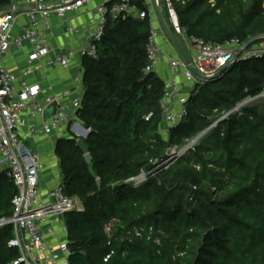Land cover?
<instances>
[{
	"label": "trees",
	"instance_id": "trees-1",
	"mask_svg": "<svg viewBox=\"0 0 264 264\" xmlns=\"http://www.w3.org/2000/svg\"><path fill=\"white\" fill-rule=\"evenodd\" d=\"M12 1L0 0V8ZM172 2L188 37L224 44L264 36V0ZM131 3L147 10L144 0ZM149 35L148 17L109 19L97 56L82 59L78 116L91 163L75 135L54 146L63 191L81 207L64 218L71 264H264V98L242 104L160 166L169 144L196 135L264 88V54L235 60L197 84L166 142L158 131L164 83L143 70ZM252 45L264 46V37ZM140 171L152 174L139 184L125 182ZM15 192L0 172V216L11 213ZM112 219L108 239L104 226ZM11 236L10 226L0 227V264L18 255L7 245Z\"/></svg>",
	"mask_w": 264,
	"mask_h": 264
},
{
	"label": "built area",
	"instance_id": "built-area-1",
	"mask_svg": "<svg viewBox=\"0 0 264 264\" xmlns=\"http://www.w3.org/2000/svg\"><path fill=\"white\" fill-rule=\"evenodd\" d=\"M147 10H140L131 0H13L15 8L0 12V172L12 181L16 192L11 199V213L0 216V227L10 226L12 236L7 245L16 249L17 257L7 264H71L70 247L67 239L65 214L81 210L76 198L63 191L62 175L58 166H48L36 149L42 142H55L59 137L77 134L83 130L78 110L83 93L84 57L97 56V44L101 40L109 19L127 15L137 18H149L150 35L146 47L147 61L144 72H155L159 62L160 45L157 41L165 32L157 24V0H144ZM162 11L171 32L181 37L191 54L186 62L181 57L167 55L170 76L163 80V95L160 99L162 110L159 133H169L187 115L186 102L196 85L204 80L198 77L189 67L203 77H213L235 60L261 57L264 46L251 45L244 47L234 39L224 44H213L202 39L186 36L180 27L172 0H161ZM153 2V3H152ZM80 8L93 11L87 22L85 39L73 47H55L52 43L57 37L55 22L62 25V34L66 37L78 36L80 29L69 23L68 13ZM164 14V13H163ZM21 16L25 23L17 27ZM171 42L170 39H167ZM17 52L23 55V64L18 72L11 70L5 63V57ZM237 53V57L234 55ZM80 59L79 68L70 75V85L57 92L47 91L39 80H31L37 72L43 74L54 71L67 75ZM264 98V88L253 97L247 96L233 109L224 112L205 129L198 132L192 143L182 149L166 153V159L160 163L168 167L181 154L192 149L200 135L216 127L219 120L239 110L240 106L250 100ZM56 102L55 111L43 119L44 109ZM152 112L145 115L149 119ZM49 171L46 175L45 172ZM152 171H140L128 177L125 182L139 184ZM115 219L104 226L108 239L111 237ZM110 254L103 258L106 261Z\"/></svg>",
	"mask_w": 264,
	"mask_h": 264
},
{
	"label": "crops",
	"instance_id": "crops-1",
	"mask_svg": "<svg viewBox=\"0 0 264 264\" xmlns=\"http://www.w3.org/2000/svg\"><path fill=\"white\" fill-rule=\"evenodd\" d=\"M153 3V2H152ZM153 9L156 11V18H157V24L161 25L162 28H164L165 32L163 34H160L157 41L160 45V53H159V62L156 67L155 73L161 77L162 79H165L170 76V71L168 68V65L166 63V57L167 55H171L174 57H181V54L179 53L178 49L174 45L172 39L170 38L169 34L167 33L165 26L163 24V21L161 19L159 10L157 6L152 4ZM93 14L92 10H89L88 8H80L76 11L68 13V18H69V23L78 27L80 29V34L78 36L72 35L71 37H66L65 35L62 34V25L55 22V32L57 37L53 39L52 43L55 47H73L76 48L80 42H82L85 37H86V31H87V22L91 19ZM25 17L21 16L17 22V27L25 23ZM177 41L179 44L182 46L184 52L186 55H190L191 51L188 48V46L182 41L181 37L176 36ZM167 39H170L171 42H169ZM80 59L77 58L75 60V63H73L70 72H68L67 75H63L60 73H56L54 71H48L44 76L42 73L37 72L33 77H31V80H39L40 83L42 84V87L51 92H57L62 87L70 85L71 78L70 75L76 71L79 66H80ZM5 63L6 65L13 70L14 72H18L19 66L23 64V55L21 53L13 52L9 54L8 56L5 57ZM79 133L82 135V130H79ZM64 137H70L65 135ZM50 145L53 144L54 142H42L39 146L42 144ZM54 154V153H53ZM52 158H57L55 155L53 157H50L47 160H44L47 162L48 166H54L56 169V165L58 166V162L56 161L55 163L52 164L51 159ZM59 169V166L58 168ZM49 171L45 172L43 175H47ZM60 173V170H59Z\"/></svg>",
	"mask_w": 264,
	"mask_h": 264
},
{
	"label": "water",
	"instance_id": "water-1",
	"mask_svg": "<svg viewBox=\"0 0 264 264\" xmlns=\"http://www.w3.org/2000/svg\"><path fill=\"white\" fill-rule=\"evenodd\" d=\"M15 8V5L14 4H9L7 6H4L2 8H0V12L1 11H4V10H9V9H13ZM157 8L159 10V13H160V16H161V19L163 21V24L165 26V29L167 31V33L169 34L170 38L172 39L174 45L176 46V48L178 49L179 53L181 54L182 58L186 61V62H189V59L186 55V53L184 52L182 46L179 44V42L177 41L175 35L171 32L168 24H167V21H166V18L163 14V11H162V1L161 0H157ZM264 36H256V37H253L251 38L249 41H247L246 43L243 44V48L244 47H249L252 45V43H254L256 40H259L260 38H262ZM237 57V53L234 55V58ZM189 67L191 68V70L198 76L200 77L201 79H203L204 81H207L209 79H211V77H203L201 76L195 69L194 67L189 64ZM224 68H222L218 74L223 70ZM218 74H216L215 76H217ZM213 76V77H215ZM55 108H56V102H52L51 104H49L45 109H44V112H43V119H47L49 116H51L53 114V112L55 111ZM88 131H87V128L86 127H83V130H82V135L76 140V146L82 151L83 153V158L85 160L86 163L90 164L91 163V159H92V156L89 152V147H88V144L85 142V137L87 135ZM206 131L202 132V134L200 135V137L205 134ZM100 183H101V180L100 179H97L96 180V184L98 185V187L100 186Z\"/></svg>",
	"mask_w": 264,
	"mask_h": 264
},
{
	"label": "rangeland",
	"instance_id": "rangeland-1",
	"mask_svg": "<svg viewBox=\"0 0 264 264\" xmlns=\"http://www.w3.org/2000/svg\"><path fill=\"white\" fill-rule=\"evenodd\" d=\"M79 130H81V129H77V131H76L78 135L73 134V133H71L70 135H75L76 137L79 138L81 136V134L79 133ZM160 135L164 141H166V142L168 141L169 133H165L164 131H161ZM196 135H193V136L188 137V138H184L183 141L179 144H169L167 149H166V153L168 155H170L171 151H173L174 149H176V151H177L178 149H182L183 147L189 146L192 143V141L194 140V138L196 137ZM55 142H56V140H55ZM55 142L53 144H50V145L49 144L46 145L44 143L41 146L37 147V149L34 146H30V149L32 150V152H36V150H38L41 159L44 161V160L49 159L50 157H53V155H55V153H54ZM56 161L58 162L57 158H52L50 162H52V164H53ZM76 203H77V205L80 206V203L78 200H76Z\"/></svg>",
	"mask_w": 264,
	"mask_h": 264
}]
</instances>
